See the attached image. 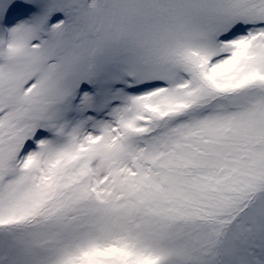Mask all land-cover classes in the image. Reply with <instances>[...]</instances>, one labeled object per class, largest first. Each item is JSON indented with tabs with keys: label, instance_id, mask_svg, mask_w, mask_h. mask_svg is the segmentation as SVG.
I'll use <instances>...</instances> for the list:
<instances>
[{
	"label": "snow or ice",
	"instance_id": "1",
	"mask_svg": "<svg viewBox=\"0 0 264 264\" xmlns=\"http://www.w3.org/2000/svg\"><path fill=\"white\" fill-rule=\"evenodd\" d=\"M0 264H264V0H0Z\"/></svg>",
	"mask_w": 264,
	"mask_h": 264
}]
</instances>
